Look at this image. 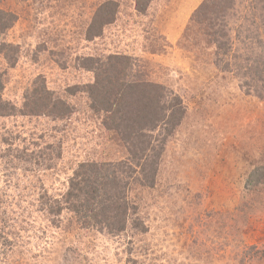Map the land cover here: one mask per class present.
Wrapping results in <instances>:
<instances>
[{
	"label": "rangeland",
	"instance_id": "374dc122",
	"mask_svg": "<svg viewBox=\"0 0 264 264\" xmlns=\"http://www.w3.org/2000/svg\"><path fill=\"white\" fill-rule=\"evenodd\" d=\"M205 1L0 0V264H264V28ZM142 124L154 181L122 232L85 226L71 178L133 165Z\"/></svg>",
	"mask_w": 264,
	"mask_h": 264
},
{
	"label": "trees",
	"instance_id": "16d2710c",
	"mask_svg": "<svg viewBox=\"0 0 264 264\" xmlns=\"http://www.w3.org/2000/svg\"><path fill=\"white\" fill-rule=\"evenodd\" d=\"M206 2L212 3L213 8L211 10H218L221 15L225 13V10L232 9L236 5L235 0H206L203 5ZM202 6V10L208 9L206 5ZM249 8L250 10L245 11L243 15L244 21H250V25H247L246 29L264 28V0H250ZM245 10L247 9L245 8ZM252 24L256 25V27L251 28ZM215 43L219 49L225 46L220 40ZM262 46L264 48L263 43ZM259 57H261V68L253 71L263 73L262 81L264 87V51ZM130 68L132 69L133 67L130 66ZM248 68L255 67L248 66ZM130 84L137 85L138 82L133 79ZM111 91L113 92L114 100L121 101L123 99L124 94L121 90ZM100 97L97 96V98ZM159 104L160 102L158 101L156 106H159ZM174 105H177V102ZM164 107L161 108L159 106L161 108L160 114ZM103 109L106 110V108ZM109 110L112 111L111 107ZM157 119H159V116L155 120ZM155 125L142 124L138 129L139 134L134 133L133 140H129V151L134 155L135 159L133 165L126 162H85L75 171L70 180L67 201L71 210L77 215L82 224L99 230H106L110 233H120L125 229L130 213L132 211L133 213L135 212V207L131 205L129 200L131 184L138 181L142 184L151 185L157 173L162 142L160 141L156 147L151 142V137L153 136L145 132L153 130ZM119 127L117 126L116 129ZM125 127L127 128V126ZM134 227L145 231V225L143 226L141 223L134 222Z\"/></svg>",
	"mask_w": 264,
	"mask_h": 264
}]
</instances>
